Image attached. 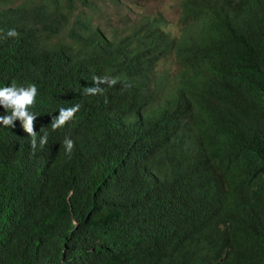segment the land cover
I'll list each match as a JSON object with an SVG mask.
<instances>
[{"label":"clouds","instance_id":"9594fccd","mask_svg":"<svg viewBox=\"0 0 264 264\" xmlns=\"http://www.w3.org/2000/svg\"><path fill=\"white\" fill-rule=\"evenodd\" d=\"M31 1L0 0V264H45L53 251L47 245L62 233V226L39 219L47 184L73 165L89 179L93 155L104 166V180L84 208L59 200L66 216L74 208L81 212L71 218L64 247L72 254L61 264H88L112 240L109 264H264V0L214 3L213 18L225 22L210 28L205 43L223 56L213 79L221 85L188 94L189 87H177L170 95L183 97L184 109L197 118L176 116V100L170 106L153 96L158 93L139 92L144 66L123 41L146 14L132 16L131 0H109L113 11L106 0H33V12L25 6ZM183 1L178 32L164 11L151 12L166 15L173 35L181 22L194 21ZM176 70L171 59L154 72L146 69L151 87L160 79L162 88V72ZM41 91L54 95L52 106L38 99ZM100 113L108 115L104 125L61 130ZM40 115L49 117L47 126ZM185 158L177 176L174 164ZM190 182L195 192L186 204L183 185ZM206 195L210 215L196 209ZM177 200L185 207L177 208ZM128 201L145 203L147 212L126 221L115 209ZM243 202L260 207L232 217L228 208ZM169 212L178 235L202 231V242L177 251L155 246L157 225Z\"/></svg>","mask_w":264,"mask_h":264},{"label":"trees","instance_id":"16d2710c","mask_svg":"<svg viewBox=\"0 0 264 264\" xmlns=\"http://www.w3.org/2000/svg\"><path fill=\"white\" fill-rule=\"evenodd\" d=\"M222 0H213L209 2V8L206 5V0H184L183 12L193 18V23L189 21L181 22V29L179 35H173L171 31L167 29L168 20L163 12L150 13L142 15L130 28V33L125 37L124 43L128 46L135 48L134 53L137 55L136 59L142 62H136V64H142L144 66L141 76L140 90L152 92L153 96L163 98L162 100L171 106L174 100L178 104V108L174 114L180 118H197L194 113L188 112L184 109L185 99L183 97L172 98L170 95L176 91L177 87H189L187 92L190 93L194 89H199L204 92L213 91L220 87L221 83L213 82V79L220 72V65H222L223 56L220 51L208 49L206 47V38L210 32V28L216 23L225 22L224 19L213 18L215 15L214 3ZM27 10H36L35 1L25 3ZM212 13V14H211ZM43 24V23H42ZM26 24L23 28H26ZM29 34L36 32L34 27H28ZM137 51L139 54H137ZM185 55H187L188 64L185 63ZM173 60L177 66L175 73L163 71V75L160 77L163 80L162 88L158 86L160 79L155 80L157 86L151 87V79L149 72H154L155 67L159 66L162 61ZM221 63V64H220ZM190 65H195L192 67ZM209 72V74H207ZM161 89V90H160ZM160 91V92H159ZM38 99L47 102L52 106L54 101V95L47 91H41L38 95ZM92 112H97L91 110ZM52 117V116H51ZM38 120L47 126L50 121L47 116H39ZM108 120V115L104 116L100 113L97 118L89 120L85 123H77L70 121L65 124L61 130L65 134L78 133L81 131H87L94 128L98 123L104 125ZM93 173L89 179L82 178V170L76 173L75 165L69 172V169L63 168L59 172L54 174V177L48 182L45 194L47 195L39 213V219L42 220L44 225L50 226H62L61 236L55 238L47 245V250H53L46 257L45 264H61L62 260L67 256L71 257V249L65 248L64 244L66 239L70 235V229L73 228L72 216L77 215L81 217V212H77L74 208L68 212L67 216L64 213V206L60 204L59 200H66L68 207H80L84 208L83 204L88 197V194H92L96 187L102 184L104 180L105 169L103 164L93 155ZM189 159L185 158L180 162L174 164L175 174L180 176L186 169ZM83 183V184H82ZM124 184L118 186L117 192L122 193L125 191L122 188ZM187 192V202L193 196L195 190L194 185L190 182L183 185ZM74 188V194L67 200V196L70 190ZM209 201L208 195L205 198L198 201L196 209L204 213H209ZM177 208L181 209L185 207V203L182 200L174 202ZM260 207L259 203H246L243 202L238 208L230 207L229 210H235L233 216H247L250 213L256 212ZM119 215L126 221L139 217L147 212V205L145 203L134 204L128 201L124 205V209H115ZM243 210V212H241ZM172 212L166 213L157 225V239L155 246L163 245L167 246L171 251H177L186 243H200L204 238L202 231H197L190 235L180 236L176 232L178 221L174 216H171ZM81 221H84L82 217ZM255 221H258L255 219ZM234 224L244 223L239 218L232 219ZM39 242H41L39 240ZM117 241H110L105 247H101L95 254L92 261L88 264H109V257L112 248L116 245Z\"/></svg>","mask_w":264,"mask_h":264},{"label":"rangeland","instance_id":"374dc122","mask_svg":"<svg viewBox=\"0 0 264 264\" xmlns=\"http://www.w3.org/2000/svg\"><path fill=\"white\" fill-rule=\"evenodd\" d=\"M106 9L108 11H113V4L106 0ZM132 11L129 9H124V13L129 11L132 16L139 17L141 14H148L154 12L155 10H162L167 15H169L171 21L169 26L173 31H179V21H180V10H181V0H131ZM106 20V18H104Z\"/></svg>","mask_w":264,"mask_h":264}]
</instances>
